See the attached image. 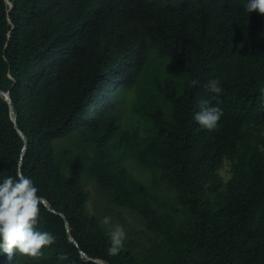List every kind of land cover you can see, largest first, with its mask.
Segmentation results:
<instances>
[{
	"label": "trees",
	"instance_id": "1",
	"mask_svg": "<svg viewBox=\"0 0 264 264\" xmlns=\"http://www.w3.org/2000/svg\"><path fill=\"white\" fill-rule=\"evenodd\" d=\"M10 1L0 0V90L27 143L0 95V179L18 168L32 178L56 210L42 202L36 227L55 240L37 256L0 253V264H99L80 249L109 264H264V14L245 0ZM213 78L223 114L208 130L193 115L217 103ZM89 181L106 213L124 208L142 224L115 256Z\"/></svg>",
	"mask_w": 264,
	"mask_h": 264
},
{
	"label": "clouds",
	"instance_id": "2",
	"mask_svg": "<svg viewBox=\"0 0 264 264\" xmlns=\"http://www.w3.org/2000/svg\"><path fill=\"white\" fill-rule=\"evenodd\" d=\"M6 2L8 3L9 10H12L14 8V3L10 0H6ZM243 9L248 13L258 11L264 14V0H245ZM140 84H142L141 81L136 85ZM205 87L207 92L213 94L212 99L217 101V103L213 104L208 99L201 100L199 110L194 113L193 119L203 128L213 130L217 127L218 121L223 114L222 109L219 107V97L223 92V88L217 78L208 81ZM2 96L5 98L4 95ZM9 105L11 112L13 105ZM17 129L25 140V143H27V138L24 133V136L22 135L21 132L23 131L19 128V125ZM25 150L26 145L22 149V157ZM38 192L39 189L32 178L24 175L19 168L14 176L9 175L0 179V253H7L9 258H11L14 253L37 256L40 254L42 247L51 245L55 240V237L51 233L40 231L36 227L40 220V205L43 202L42 199H45L38 195ZM43 203L47 208L50 206L48 203ZM61 215L63 216L62 213ZM101 224L109 226L110 217H103ZM67 227L68 231H70L68 224ZM107 235L110 241V245L106 249L107 253L115 256L123 247L126 233L121 225L116 224L109 227ZM69 237L72 236L70 235ZM76 246L78 245L76 244ZM81 251L83 250L80 249V252ZM21 255H19V257L22 258ZM83 256H85L87 260H94L95 262L99 260L90 258L86 253ZM18 258L16 261L19 260ZM12 260L15 261V257H13Z\"/></svg>",
	"mask_w": 264,
	"mask_h": 264
},
{
	"label": "rangeland",
	"instance_id": "3",
	"mask_svg": "<svg viewBox=\"0 0 264 264\" xmlns=\"http://www.w3.org/2000/svg\"><path fill=\"white\" fill-rule=\"evenodd\" d=\"M142 84L140 85H136L127 95V99L130 98L137 90H139ZM131 114L127 111H124L123 113V123H128L132 124L134 122V119L131 120ZM57 141H60V139H58ZM131 167H132V173L134 175H136L137 177H139V179L145 183L147 186H149V188H151L150 184H152V182L155 179V185L154 188L155 190L162 196V197H166L168 199H172L174 196V191L169 188L166 184L165 181H163L160 178L159 173H156V176L154 177L153 174L149 171V170H144L139 166H136L135 164H133V162L130 163ZM231 166H227L224 169V173H227V177H229L231 175V171H230ZM90 194H91V199H90V204L89 207H92L93 210H91V212H95L96 209L98 208L101 211V218L103 219V217L108 216L110 217V225H116L119 224L123 227L125 233H126V239L127 240H134L136 236L142 235L143 233L141 231H138L141 227L142 224L141 222H139V220L129 214V211L124 209V208H117L114 207L110 204H108L109 210L108 213L105 212L106 209V201L104 200L103 197H101L100 193H97V190L93 187V185L90 183H88L87 186ZM151 190L156 193L155 190H153L151 188Z\"/></svg>",
	"mask_w": 264,
	"mask_h": 264
},
{
	"label": "water",
	"instance_id": "4",
	"mask_svg": "<svg viewBox=\"0 0 264 264\" xmlns=\"http://www.w3.org/2000/svg\"><path fill=\"white\" fill-rule=\"evenodd\" d=\"M0 94H1V95H4L5 98H6V100L8 101V103L12 105V101H11V98H10L9 93H5L4 91H0ZM11 110H12V111H11V112H12V119H13V121H14V123H15L16 128H18V125H17V114H16V112L14 111L13 107L11 108ZM19 131H20V130H19ZM20 132H21V131H20ZM21 133H22V135L24 136L23 132H21ZM42 201L45 202V203L47 204L46 199H42ZM48 209H49L50 211L55 212V209L51 208L50 206H48ZM70 238H71V240H72L73 242H75V243L78 245L77 241H76L74 238H72V237H70ZM81 253H82V255H85V253H84L83 251H81ZM96 261H97L99 264H108L107 262H105V261H103V260H96Z\"/></svg>",
	"mask_w": 264,
	"mask_h": 264
}]
</instances>
